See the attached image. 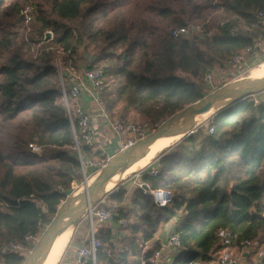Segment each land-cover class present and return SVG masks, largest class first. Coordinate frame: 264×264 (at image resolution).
<instances>
[{
    "label": "trees",
    "instance_id": "obj_1",
    "mask_svg": "<svg viewBox=\"0 0 264 264\" xmlns=\"http://www.w3.org/2000/svg\"><path fill=\"white\" fill-rule=\"evenodd\" d=\"M26 5L34 7L30 32L20 17ZM260 13L264 0H0V264L26 263L29 253L3 255L2 247L16 242L33 250L38 242L25 237L42 239L71 184L84 179L57 59L66 67L104 70L103 88L110 90L102 95L111 116L127 102L142 119L165 122L203 101L208 73L255 40L264 42ZM191 25L212 33L173 36ZM48 32L53 36L46 41ZM39 40L44 44L33 52L30 42ZM210 128L213 133L185 137L139 173L148 191L170 192L173 200L161 207L137 187L133 209L118 208L115 218L131 220L127 242L117 246L109 231L95 226L99 261L150 264L160 244L148 251L141 245L176 217L182 248L173 264L218 260L220 229L237 236L238 249L245 239L264 246V107L245 99L217 112ZM30 144L43 146L42 155ZM83 156L106 161L90 147ZM126 200L119 185L98 205L112 210Z\"/></svg>",
    "mask_w": 264,
    "mask_h": 264
},
{
    "label": "built area",
    "instance_id": "obj_2",
    "mask_svg": "<svg viewBox=\"0 0 264 264\" xmlns=\"http://www.w3.org/2000/svg\"><path fill=\"white\" fill-rule=\"evenodd\" d=\"M217 2V0H216ZM264 24V15L259 14ZM21 23L23 27L31 30V24L34 19V7L26 5L20 13ZM224 23H221L223 25ZM234 32L236 29L233 30ZM211 31L207 26L179 27L173 31L176 38H204L211 35ZM53 36V35H52ZM44 41L39 40L30 42L32 51L43 46ZM264 50V42L255 40L243 52L230 57L229 64L235 68L247 69L249 60L256 57ZM57 68L62 92V102L67 108L69 121L74 132L75 145L74 149L81 162L83 171L86 172L89 166H94L97 162L86 161L83 156L85 147L92 148L94 146V137L96 133L95 125L91 121V115L79 104L83 98H90L99 108L101 115L108 117L107 102L102 95V89L105 85V73L101 68L89 69L82 67L76 69L72 66L66 67L60 59L54 62ZM205 82H211V74L206 75ZM261 98H254L255 105L264 107V92ZM255 97V96H254ZM253 98V97H252ZM78 128V132L76 130ZM112 130L120 137L123 142L121 152L133 146L135 143L146 138L148 134V125L129 124L126 120L118 119L111 121ZM210 132H214V128H210ZM29 149L32 153L42 155L44 148L38 144H30ZM110 158H108V161ZM86 174V173H85ZM158 170H152L151 175L156 176ZM140 187L144 186L140 184ZM155 197L157 205L164 207L171 204L173 196L167 191H148ZM1 205V203H0ZM118 207L112 210L100 209L92 206L87 210V218L91 224L92 230L85 242L76 254V264H112L109 261L101 262L98 260V251L102 247V242L96 237L94 222L95 220L101 225H107L113 216H118ZM177 226V225H176ZM221 247L218 260L211 264H246V255L255 252L259 243L251 240H242L237 246V236L228 229H220L216 235ZM39 238L32 234L25 237L26 242H36ZM182 243L180 236L176 233V227L168 231L166 238L160 244V248L156 249L151 257L150 264H173L176 256L180 253ZM32 250L23 244L11 242L2 247L1 253L12 254L16 252L29 253Z\"/></svg>",
    "mask_w": 264,
    "mask_h": 264
},
{
    "label": "water",
    "instance_id": "obj_3",
    "mask_svg": "<svg viewBox=\"0 0 264 264\" xmlns=\"http://www.w3.org/2000/svg\"><path fill=\"white\" fill-rule=\"evenodd\" d=\"M52 39V33H46L45 40ZM264 92V79L256 82L246 84L245 86L238 89H224L206 99L199 109L188 108L184 112L174 115L171 119L164 122L162 126L154 132L151 136L140 140L133 146L127 148L125 151L120 152L115 156L110 163L104 168L103 172L97 177L94 184L90 187H85V191L80 195L67 199L65 204L59 208L56 218L52 224L47 228L41 241L35 247L25 264H42L48 256L51 247L55 241L58 230L62 224L63 217L65 216V210L69 207V211H74L75 203L80 202L81 208L78 214L75 216L78 219L74 226L78 224L80 220V214L84 209H90L94 204L99 203V200L95 199L100 195L104 194L109 184L113 181L114 177L120 172L125 159L134 151H145L155 144L162 136L163 133L172 126L179 127L182 129L192 128L197 121L209 114L219 104L227 102L228 106L234 105L245 99L252 98L260 95ZM193 130L186 136L193 134ZM173 147V146H172ZM171 148V147H170ZM169 148V149H170ZM136 174V173H135ZM147 189V187H144ZM111 193V192H109ZM108 193V194H109Z\"/></svg>",
    "mask_w": 264,
    "mask_h": 264
},
{
    "label": "rangeland",
    "instance_id": "obj_4",
    "mask_svg": "<svg viewBox=\"0 0 264 264\" xmlns=\"http://www.w3.org/2000/svg\"><path fill=\"white\" fill-rule=\"evenodd\" d=\"M96 52V51H95ZM119 53V51H116ZM92 57V55L94 56V54L92 53H89ZM97 54V53H96ZM5 61L4 59L1 60L0 62H3ZM208 74H211V82H206L208 85L206 86V84L204 82H201V85L203 87V90L205 92V98L203 99L202 102L196 104L195 106H193L192 108L194 107H197V106H201L202 103L210 98L211 96L215 95L216 93H218L219 91L221 90H224V89H227L231 86H234L236 82L240 83V84H244V83H248V82H251L254 80L255 76L256 78H262L264 77V57L261 58V60L257 61V63H253L251 66H249L247 69H241V68H235V67H232L229 62H228V65H226L225 67L223 68H220V67H216L211 73H208ZM207 74V75H208ZM206 77V76H205ZM205 79V78H204ZM107 90H110V88H103V91L104 93L106 94L108 91ZM188 108H186L185 110H187ZM185 110L183 111H180L178 113H181V112H184ZM177 113V114H178ZM217 113H215L213 116L210 117L211 114H209V116H205L203 117L202 119H200L199 121H197L195 123V125L192 127L193 129V132L194 133H197L199 134V132L203 133V134H208V133H211L210 130L208 129V125L210 123H212V119L213 117L216 115ZM109 117L111 118V121L113 120H118V119H124L126 120L127 123L129 124H135V125H142V124H146L148 125V134L146 135V138L151 136L154 132H156L164 122H160V123H151L147 120H144L141 118V116L135 111L134 109V105H131L130 103H127V102H121L120 104L117 105V107L115 108L114 112H113V115L111 116L109 114ZM210 117V118H209ZM168 121V120H167ZM166 122V121H165ZM174 129V128H173ZM189 129V128H187ZM177 130V129H175ZM192 131V130H191ZM180 142V141H179ZM175 145V144H174ZM173 145V146H174ZM113 159V158H112ZM110 158V160L108 161V158L105 162H97L94 166H89V170L91 168V172L87 171L84 172V179H83V182L82 183H74L73 186L71 184V190L69 191V198H72L76 195L77 192H83L85 191V187H90L94 184L95 180L97 179V177L100 175V171L102 169V167L106 168V166L110 163V161L112 160ZM158 160V158H157ZM156 160V161H157ZM156 161L151 164L150 166H148L146 168V166H142L138 172H142L144 170H148V169H152L156 166ZM145 168V169H144ZM152 172V171H151ZM86 173V174H85ZM137 173V172H135ZM133 173V174H135ZM131 175L129 176V178L127 179L128 181H125L124 182V185L123 187H125V185H129L131 183H137V185L140 187V179L138 178V175L135 174V175ZM120 183L116 184L119 186ZM122 184V183H121ZM112 183L111 187L113 188L114 186H116ZM116 186V187H118ZM115 187V188H116ZM114 188V189H115ZM113 189V190H114ZM112 190V191H113ZM111 191V192H112ZM110 194V193H109ZM108 194H106L103 198H101L100 200H105L106 197H107ZM99 200V201H100ZM154 200H155V197H154ZM156 203V202H155ZM65 204V202L60 206V208ZM93 206H96L97 208H100L99 206L101 205H98V203L94 204ZM119 215V214H118ZM117 217V216H115ZM56 218V217H55ZM54 218V219H55ZM79 221H78V224L75 225L74 229H73V234H72V238L75 236L76 232H84L85 235H87V237L90 236L91 234V230H92V227H91V224L87 218V210L84 209L82 211V213L80 214V217H79ZM78 219H76L77 221ZM54 221V220H53ZM52 221V222H53ZM75 221V222H76ZM97 223L98 221L96 220L94 222V227L97 226ZM52 224V223H51ZM50 224V225H51ZM48 225L47 228L50 226ZM46 228V230H47ZM46 232V231H45ZM71 238V239H72ZM41 241L38 240L36 242H38L36 244V246L39 244V242ZM35 242V243H36ZM34 244V243H33ZM35 249V248H34ZM34 249L29 252V255L27 256V258H29V256L31 255V253L34 251ZM51 251V250H50Z\"/></svg>",
    "mask_w": 264,
    "mask_h": 264
},
{
    "label": "crops",
    "instance_id": "obj_5",
    "mask_svg": "<svg viewBox=\"0 0 264 264\" xmlns=\"http://www.w3.org/2000/svg\"><path fill=\"white\" fill-rule=\"evenodd\" d=\"M263 57H264V50L261 51L256 57H252L249 60V66H251L253 63H257V61L261 60V58ZM261 97L262 95L260 94L253 98H261ZM79 104H81V106L91 115V121L95 125L96 133L94 137V146L92 147V149L94 151L101 152L102 155L106 157V160L107 158L112 159L115 156H117L121 152L123 142L120 139V137L112 130L111 118L109 116L108 117L102 116L97 105L88 97L81 99ZM88 171L91 172V168L90 170L89 168L87 169V173ZM139 173L140 172L136 173L138 175V178H139ZM127 179L125 181H128ZM125 181L121 182L122 184L120 183L119 185H124ZM137 187L139 186L135 182L129 185H125L124 188L127 191V200L120 207L119 206H115V207H118L120 209L121 207H124L126 210L133 209V204H132L133 192ZM99 203L104 204L105 200H101ZM115 218L116 217L113 216V218L105 226L97 223V228H100L101 226V228L109 231L112 237L114 238L116 245L118 246L121 244V242L122 243L124 241L127 242L126 239L127 232L125 231L126 228L125 226H127L128 223H131V220L127 218H123V219L121 218L119 221L116 220ZM177 223H178V217L174 218L168 224L163 226L159 230V232L155 235L153 241L145 245H141V248H143L144 251H148V249L154 248V246H156L157 244H161L162 241L166 238L168 231L174 229ZM71 238L66 248L64 249L62 255L60 256V259L57 264H76L77 251L88 240L87 235H85L84 232H79V230L78 232H76L75 236L72 239ZM246 256H247L246 264H264V246L262 245L259 246V248L257 247V249H255V252L248 254Z\"/></svg>",
    "mask_w": 264,
    "mask_h": 264
},
{
    "label": "bare ground",
    "instance_id": "obj_6",
    "mask_svg": "<svg viewBox=\"0 0 264 264\" xmlns=\"http://www.w3.org/2000/svg\"><path fill=\"white\" fill-rule=\"evenodd\" d=\"M262 79H264V77L256 78L253 81L244 83V84H240L236 82L235 85L229 87V89H238V88L245 86L246 84H250L258 80H262ZM227 104L228 103L225 102V103H222L216 106L209 113L211 114L210 117L213 116L215 113L221 111L222 109L226 108L228 106ZM199 108L200 106L196 107V109H199ZM209 114H207L206 117L209 116ZM191 130L193 129L192 128L182 129L179 127L172 126L169 129H167L163 133V136L155 144H153L149 149L145 151L137 150V151L132 152L125 159V162L120 172L114 177L113 181L107 187L106 189L107 191L104 194L97 197L95 201L100 200L106 194L111 192L117 186L116 184L123 182V180L131 176L133 173L138 172L142 166H146L147 168L148 166L153 164L157 160V158H159L163 153H165L170 147H172L174 144L184 139L191 132ZM103 170H104V167H102L100 174L103 172ZM112 183L116 185L113 188L111 187ZM83 192L79 191L76 193V195H80ZM73 208H75L74 211H69L70 210L69 207L65 210V216L63 217L62 224L58 230L55 241L51 247V251L49 252L48 256L46 257L45 261L42 264H57L58 263L60 256L62 255L64 249L66 248L71 238V235L73 234V229L75 228L74 224L76 221L75 216L78 214L79 209L81 208V203L76 202L75 207Z\"/></svg>",
    "mask_w": 264,
    "mask_h": 264
}]
</instances>
